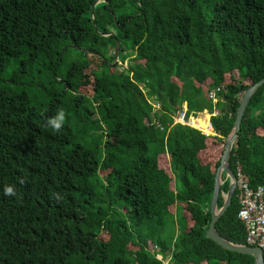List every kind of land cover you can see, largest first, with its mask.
I'll return each mask as SVG.
<instances>
[{"label":"trees","instance_id":"16d2710c","mask_svg":"<svg viewBox=\"0 0 264 264\" xmlns=\"http://www.w3.org/2000/svg\"><path fill=\"white\" fill-rule=\"evenodd\" d=\"M95 2L0 0V264H255L205 233L217 145L264 77V0ZM184 105L186 118L207 111L215 134L175 123ZM58 110L59 134L44 127ZM238 164L264 186V84ZM238 210L235 189L215 227L245 244Z\"/></svg>","mask_w":264,"mask_h":264},{"label":"water","instance_id":"95a60500","mask_svg":"<svg viewBox=\"0 0 264 264\" xmlns=\"http://www.w3.org/2000/svg\"><path fill=\"white\" fill-rule=\"evenodd\" d=\"M99 1L100 0H96L95 4L98 3ZM94 5H92L91 7V12H92L93 26L95 30L97 31V27L95 23V15H94ZM115 47H116L115 59L112 65L115 64L119 56V42L117 40H116ZM263 84H264V77H262L260 80H258L251 86H249L247 90L244 92L240 100L239 106L236 111L235 120L233 122L232 130L230 134L227 136V138L225 139V142L223 145V152L220 158V164L218 165L216 172H215L214 187H213V192H212L211 202H210L211 220H210L209 226L205 233L206 238L211 239L224 250L234 251L237 253L249 254L253 256L255 259V264H263L261 249L257 246H250L247 244H237V243L226 240L218 233V231L216 230L215 224L218 221V219L224 214L228 206L230 205L232 196L235 191L236 177H235L234 172L230 169V166H229V158H230L233 144L238 137L240 125H241L242 118L245 113L246 107L248 103L250 102L252 95ZM223 173H225V177L229 181L228 190L226 193L220 190L221 185L224 182V179L222 178ZM219 195L223 198V204L221 207L218 208L217 200H218Z\"/></svg>","mask_w":264,"mask_h":264},{"label":"built area","instance_id":"2783aa9c","mask_svg":"<svg viewBox=\"0 0 264 264\" xmlns=\"http://www.w3.org/2000/svg\"><path fill=\"white\" fill-rule=\"evenodd\" d=\"M221 88L208 93V98L216 101L217 92ZM155 108L159 105L157 102L152 104ZM214 112L213 114H215ZM196 116L185 117V107L182 111L174 117L175 123L180 124H197L198 119ZM186 119V120H185ZM205 121V120H204ZM205 129L214 135L213 128L210 121L206 122ZM210 133L203 135L208 136ZM235 189L237 191V199L239 203V210L237 213L238 219L243 223L245 229V244L250 246H257L261 249L262 259L264 264V186H257L252 188L249 185L248 177L243 173L240 165L236 166L235 170ZM161 258L157 256V258Z\"/></svg>","mask_w":264,"mask_h":264},{"label":"clouds","instance_id":"9594fccd","mask_svg":"<svg viewBox=\"0 0 264 264\" xmlns=\"http://www.w3.org/2000/svg\"><path fill=\"white\" fill-rule=\"evenodd\" d=\"M65 112L63 110H58L57 113L48 119H46L44 127L50 129L53 133L59 134L63 129L65 123ZM3 194L5 196H16V190L14 185H6L3 188Z\"/></svg>","mask_w":264,"mask_h":264},{"label":"rangeland","instance_id":"374dc122","mask_svg":"<svg viewBox=\"0 0 264 264\" xmlns=\"http://www.w3.org/2000/svg\"><path fill=\"white\" fill-rule=\"evenodd\" d=\"M118 63V66H119V68H121V67H126V65H127V63H128V61L126 60V61H124L122 64H121V62H117ZM93 64H97V62L96 61H93ZM235 76V77H234ZM232 78H238L239 79V77L236 75V73L232 76ZM226 80L227 81H229L230 80V78L227 76L226 77ZM86 93H91V90H90V85H87V89H86ZM154 107V106H153ZM155 108V107H154ZM160 108V107H159ZM195 118H197L198 119V121H197V125L196 124H190V126H192V127H196V128H198V129H200V130H202V131H204V132H206V133H210L207 129H205V127H203L201 124H200V120H205L206 122H208V120L210 119V114L207 112V111H204V112H202V113H200L199 115H197ZM186 120V119H185ZM210 121V120H209ZM213 134V133H212ZM211 133L209 134V135H212ZM208 135V136H209ZM223 143L224 142H221V143H219V145H217L218 146V149H220L221 147L223 148ZM220 147V148H219ZM220 151V150H219ZM209 153H212V154H210V156H212V157H214V158H218V155H219V152L217 151L216 153H215V150L214 151H212V152H209ZM166 159H169L168 157H166ZM177 211H178V213L180 212V210H179V208L177 209Z\"/></svg>","mask_w":264,"mask_h":264},{"label":"bare ground","instance_id":"6f19581e","mask_svg":"<svg viewBox=\"0 0 264 264\" xmlns=\"http://www.w3.org/2000/svg\"><path fill=\"white\" fill-rule=\"evenodd\" d=\"M199 122H200V124H201L203 127L206 126V121H204V120H200ZM196 125H197V124H196Z\"/></svg>","mask_w":264,"mask_h":264},{"label":"crops","instance_id":"0c3cea01","mask_svg":"<svg viewBox=\"0 0 264 264\" xmlns=\"http://www.w3.org/2000/svg\"><path fill=\"white\" fill-rule=\"evenodd\" d=\"M185 107V105L183 106V108Z\"/></svg>","mask_w":264,"mask_h":264}]
</instances>
